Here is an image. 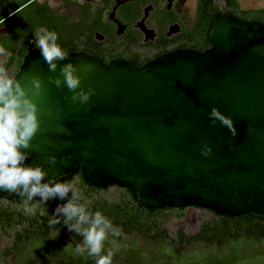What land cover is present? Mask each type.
<instances>
[{
    "label": "water",
    "instance_id": "1",
    "mask_svg": "<svg viewBox=\"0 0 264 264\" xmlns=\"http://www.w3.org/2000/svg\"><path fill=\"white\" fill-rule=\"evenodd\" d=\"M8 32L0 28V36ZM205 39L202 51L174 50L141 66L68 52L55 72L39 49H29L10 78L36 106L37 131L20 149L23 166L41 167V183L79 174L88 187L124 189L148 210L264 220V22L243 20L217 2ZM5 60L0 49V64ZM68 62L81 77L75 91L95 90L87 103L73 101L63 84L60 67ZM57 77L59 87L51 82ZM213 107L231 117L235 136L211 123ZM26 199L0 190V200Z\"/></svg>",
    "mask_w": 264,
    "mask_h": 264
},
{
    "label": "trees",
    "instance_id": "2",
    "mask_svg": "<svg viewBox=\"0 0 264 264\" xmlns=\"http://www.w3.org/2000/svg\"><path fill=\"white\" fill-rule=\"evenodd\" d=\"M26 2L27 0H23L0 15V21L4 19L0 26L6 25L9 29L7 35L0 37V49L6 54V60L0 64V72H8L13 67L17 71L24 54L35 45L34 31L27 28L28 22L23 17L16 19L18 13L16 11ZM217 2L223 3L228 13L243 20L264 22V8L242 10L237 0H197L196 13L199 26L201 24L202 27V35L209 24L212 6ZM10 14L12 15L8 17ZM49 30L57 33L58 43L63 49L72 44L68 43L70 41L67 34L65 35V29L51 27ZM74 178H78L80 182L79 191L89 201V209L93 212L100 210L114 226L121 229L119 236L109 235L102 250V254L107 250L113 251L112 264H264V220L247 216L219 217L201 210L208 213L209 218L201 222L195 233H185L184 229L179 227L175 237L171 238L163 227V221L172 212H183L186 208L144 209L131 199L126 190L116 187L112 188L121 191L116 202H109L103 198L92 199V195L107 192L110 188L98 190L88 187L79 174L67 183H71ZM68 198H71V195ZM25 201L5 202L11 206L22 205ZM33 201H37L38 204L35 216L28 217L21 211L10 210L8 206L0 207L2 231L6 232L14 226L26 225L23 231L14 234L15 246L17 247L20 242L37 245L32 250L25 247L27 250L24 253L27 254L22 257V263L95 264V257L88 256L86 252L75 251L76 245L83 243V237L67 228L62 214L58 217L59 224L52 228L48 226L49 219L55 215V209L66 203V200L57 197L41 204L37 196ZM41 211L44 215H40ZM166 243L170 247L168 252L163 250ZM155 245L157 247L154 248ZM191 246H203L207 251L203 256L187 258L183 253Z\"/></svg>",
    "mask_w": 264,
    "mask_h": 264
},
{
    "label": "clouds",
    "instance_id": "3",
    "mask_svg": "<svg viewBox=\"0 0 264 264\" xmlns=\"http://www.w3.org/2000/svg\"><path fill=\"white\" fill-rule=\"evenodd\" d=\"M34 35V46L39 49L49 66V71L55 72L56 62L67 59L68 52L58 43V35L55 31L40 28ZM60 76L63 77V84L73 91V101L84 104L95 94L92 88L87 91L82 88L79 92L75 91L80 88L81 77L77 75V68L72 62L60 67ZM51 82L57 87L62 83L59 77ZM33 84L39 90V81L34 79ZM35 112L36 106L26 98L21 85L18 82L14 84L13 80L0 74V190L16 192L21 197L26 195L25 212L33 216L37 214L38 204L29 205V202L37 196L41 204L57 197L66 200V203L55 209V215L49 219L48 226L52 228L59 224L58 217L62 214L67 228L83 237V243L77 244L75 251L86 252L88 256L95 257V264H112L113 251L107 250L102 254V250L109 235L119 236L121 229L114 226L100 210L91 211L89 201L73 185L59 181L41 183L46 175L41 167L23 166L26 153L21 152L20 149L29 146V141L37 131L38 122ZM208 118L213 125L219 121L233 136L236 135L231 117L223 115L218 108L213 107L208 113ZM211 152L212 149L205 144L201 154L207 157ZM51 160L55 162V157ZM69 193L71 198H68ZM40 215L44 213L41 211Z\"/></svg>",
    "mask_w": 264,
    "mask_h": 264
},
{
    "label": "flooded vegetation",
    "instance_id": "4",
    "mask_svg": "<svg viewBox=\"0 0 264 264\" xmlns=\"http://www.w3.org/2000/svg\"><path fill=\"white\" fill-rule=\"evenodd\" d=\"M29 2L35 8L53 10L37 0L25 4ZM69 5L76 15H65L69 24L64 31L72 44L64 50L89 53L104 63L119 58L141 66L174 50L202 51L209 46L196 11L190 21L183 13L184 0H128L119 5L115 0H81L80 4L71 0ZM4 27L8 26H0Z\"/></svg>",
    "mask_w": 264,
    "mask_h": 264
},
{
    "label": "rangeland",
    "instance_id": "5",
    "mask_svg": "<svg viewBox=\"0 0 264 264\" xmlns=\"http://www.w3.org/2000/svg\"><path fill=\"white\" fill-rule=\"evenodd\" d=\"M22 1L23 0H0V15ZM37 1L39 3H46V5L53 10L42 9V7L39 6V8H35L33 5H29V2L16 11L18 12L16 19H21V17H23L24 20L28 22L27 28L34 31V33L40 28H47L49 30L51 27H58L59 30H64V27L69 24L65 15L69 14L72 18H75L76 11L71 8V5H69L71 0L67 3V0ZM196 2L197 0H184L183 13L188 18V21H190L195 14ZM237 2L242 10H258L264 8V0H237ZM80 3L81 0H79V4ZM66 29H68V27H66ZM66 32L69 33V31ZM15 72L16 69L13 67L10 71L5 73L0 72V74L6 75L10 79ZM69 184L73 185L75 189L79 190L80 188L78 178H74V180ZM120 193L121 191L110 188L107 192L92 195L91 198H103L109 202H116L119 199ZM69 195H71V193H69ZM31 204H37V201L29 202V205ZM6 206H8L7 202H0V207L5 208ZM8 207L12 211H21L28 217L31 215L25 212V203L22 205H11ZM167 217L168 218L163 221V227L167 230L168 236L173 238L175 237L176 230L179 227H182L185 233H195L200 227L201 222L209 218V214L196 208H186L183 212H172ZM25 227L26 225L14 226L6 232L2 231L0 227V264H23L21 261L23 259L22 257L27 254L24 253V251L27 250V248L28 250H32L35 246H37L36 243L30 244L28 242H26L27 244H25V242H20L17 247L15 246L14 234L23 231ZM155 247H157V245H155L154 248ZM156 250L157 249H155V251ZM163 250L167 252L170 250L167 243L165 244V247H163ZM206 251V248L203 246H191L183 253V255L187 258L193 256L200 257L203 256V254L205 255Z\"/></svg>",
    "mask_w": 264,
    "mask_h": 264
}]
</instances>
